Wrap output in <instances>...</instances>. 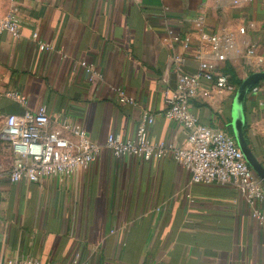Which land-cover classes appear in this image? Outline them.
<instances>
[{"label": "crops", "instance_id": "obj_1", "mask_svg": "<svg viewBox=\"0 0 264 264\" xmlns=\"http://www.w3.org/2000/svg\"><path fill=\"white\" fill-rule=\"evenodd\" d=\"M13 9L22 38L0 34V116L44 106L51 129L63 119L79 123L102 145L111 134L133 138L147 113L155 118L152 143L187 146L188 131L164 116L180 50L166 41L169 28L191 39L189 73L200 60L215 70L230 65L240 81L264 70V0H0V20ZM114 87L136 105L120 104ZM234 95L204 81L191 112L232 135ZM244 115L248 144L264 166V81L246 96ZM256 207L264 215V201ZM256 207L233 187L192 184L170 157L118 159L104 148L69 178H4L0 264H264Z\"/></svg>", "mask_w": 264, "mask_h": 264}, {"label": "built area", "instance_id": "obj_2", "mask_svg": "<svg viewBox=\"0 0 264 264\" xmlns=\"http://www.w3.org/2000/svg\"><path fill=\"white\" fill-rule=\"evenodd\" d=\"M198 21L202 22L200 17ZM8 32L15 39H21L20 16L17 9L11 10L0 20V34ZM245 33V29L240 30ZM34 40L38 35L34 34ZM172 45L180 44L174 54L173 71L176 85L167 89L164 98L167 104L164 116L167 120L180 124L188 131L186 147L173 142L152 143L149 128L154 124L153 115L144 113L133 138L124 139L111 134L105 144L93 142L84 128L75 122L61 120L59 129H51V119L44 106L37 111H26L22 116H0V143L6 144L12 155L11 168L0 163V183L9 177L14 183H37L44 178L61 176L69 178L78 171L94 164L102 149H107L115 158L137 157L146 161L172 158L190 174L192 184L230 186L244 196L246 201L256 207L264 201V183L248 165L244 154L234 137L220 128L202 124L191 112V104L198 96L202 82H211L218 91L235 93L229 76L215 70L208 62L200 60L194 72L185 69L191 39L169 28L166 41ZM209 42L214 51L218 50L219 40L213 36ZM38 45L42 50H50L45 43ZM250 46L248 53L255 54ZM224 60L225 55H219ZM263 63V59L259 60ZM82 63V66H85ZM118 102L135 106L136 101L125 90L112 88ZM8 96L23 102L24 98L16 93ZM253 217L264 223L263 213L256 207ZM14 264H41L36 259L27 258Z\"/></svg>", "mask_w": 264, "mask_h": 264}, {"label": "water", "instance_id": "obj_3", "mask_svg": "<svg viewBox=\"0 0 264 264\" xmlns=\"http://www.w3.org/2000/svg\"><path fill=\"white\" fill-rule=\"evenodd\" d=\"M264 81V70L256 71L250 74L247 78L241 81L238 86L232 104V119H231V129L232 136L234 137L238 147L245 156L248 165L252 168L255 174L264 183V166L253 154L246 136H245V126L246 118L244 115V101L246 96L261 82Z\"/></svg>", "mask_w": 264, "mask_h": 264}, {"label": "rangeland", "instance_id": "obj_4", "mask_svg": "<svg viewBox=\"0 0 264 264\" xmlns=\"http://www.w3.org/2000/svg\"><path fill=\"white\" fill-rule=\"evenodd\" d=\"M12 155L6 144L0 143V163L4 164L6 167L12 164Z\"/></svg>", "mask_w": 264, "mask_h": 264}, {"label": "trees", "instance_id": "obj_5", "mask_svg": "<svg viewBox=\"0 0 264 264\" xmlns=\"http://www.w3.org/2000/svg\"><path fill=\"white\" fill-rule=\"evenodd\" d=\"M224 74L229 76L230 82L231 84L234 85V87L238 88V86L240 85L241 81L237 78L234 69L230 66V65H225L222 70H221ZM232 134V133H231ZM247 139V138H246ZM248 142V141H247Z\"/></svg>", "mask_w": 264, "mask_h": 264}]
</instances>
